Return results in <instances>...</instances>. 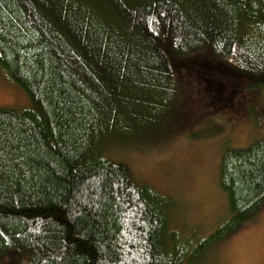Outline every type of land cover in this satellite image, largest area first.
Here are the masks:
<instances>
[{"label": "trees", "instance_id": "16d2710c", "mask_svg": "<svg viewBox=\"0 0 264 264\" xmlns=\"http://www.w3.org/2000/svg\"><path fill=\"white\" fill-rule=\"evenodd\" d=\"M228 62L264 92V0H0V69L30 107H0V260L206 264L264 207V141L225 147L228 215L173 228L171 196L107 156L159 143L180 67Z\"/></svg>", "mask_w": 264, "mask_h": 264}, {"label": "rangeland", "instance_id": "374dc122", "mask_svg": "<svg viewBox=\"0 0 264 264\" xmlns=\"http://www.w3.org/2000/svg\"><path fill=\"white\" fill-rule=\"evenodd\" d=\"M178 72L171 107L153 129L159 143L116 147L106 154L125 163L134 179L172 197L173 228L208 237L227 218L219 165L224 148L247 149L264 141V92L228 62L204 58ZM30 101L0 69V107L21 112ZM29 106V107H28ZM206 264H264V207L241 229L211 248ZM0 264H26L9 255Z\"/></svg>", "mask_w": 264, "mask_h": 264}]
</instances>
